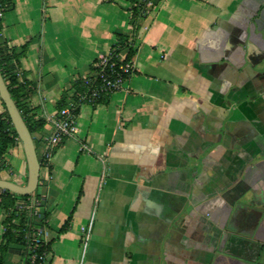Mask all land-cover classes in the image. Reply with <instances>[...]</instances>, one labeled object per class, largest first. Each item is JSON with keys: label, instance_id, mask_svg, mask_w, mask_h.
Here are the masks:
<instances>
[{"label": "crops", "instance_id": "obj_1", "mask_svg": "<svg viewBox=\"0 0 264 264\" xmlns=\"http://www.w3.org/2000/svg\"><path fill=\"white\" fill-rule=\"evenodd\" d=\"M10 5L2 36L25 45L19 68L45 120L133 38L122 89L80 102L75 138L40 169L48 264H264V0H151L132 36L130 0ZM52 133L35 135L38 156ZM7 156L5 180L23 184L20 148Z\"/></svg>", "mask_w": 264, "mask_h": 264}, {"label": "trees", "instance_id": "obj_2", "mask_svg": "<svg viewBox=\"0 0 264 264\" xmlns=\"http://www.w3.org/2000/svg\"><path fill=\"white\" fill-rule=\"evenodd\" d=\"M0 1L4 7V13L7 12L11 6L10 0ZM146 2H151V0H130L131 36L135 34L138 29V23L146 10ZM2 29V20L0 19V73L16 108L33 138V143L37 152L35 135L43 130L47 121L39 116V111L36 107L31 106L30 99L35 93V86L25 78L24 72H21L19 68V60L25 52V45L19 50H17L16 47L8 46L6 40L2 36ZM129 39L120 38L119 42L113 46V49L116 48L114 53L125 52V61H131L133 57V38H131V40ZM69 89H74L75 93L70 96L71 99L79 103V96L85 93L86 90L83 85V80H75L70 84ZM105 97L106 96H103L96 100L92 105L99 103ZM1 105L3 111L0 113V174L6 172L10 168L6 162V155L13 149H21L20 141L10 123L5 108L2 103ZM65 105V98L63 97L56 104L57 112L65 107ZM76 111L77 109L75 113ZM59 144H61V142ZM38 159L40 161V169L43 166H47V168L50 169L49 164L42 156H38ZM23 181L24 184L25 179ZM37 190L38 188L33 195H16L8 191L0 190V209L3 211L1 219L3 232L0 240V264H5L6 257L11 252L17 253L20 256L21 261L19 264H29L28 245L31 240L30 230L33 226L45 225L47 223V215L43 214L41 219L32 218L27 211L18 212L16 210V204L18 202H22L25 205L28 204L32 196H34V198L38 197ZM71 215L72 213L61 227L59 233L64 232L68 228ZM49 245L50 243H47L40 247L36 251L38 255L43 252H48Z\"/></svg>", "mask_w": 264, "mask_h": 264}, {"label": "built area", "instance_id": "obj_3", "mask_svg": "<svg viewBox=\"0 0 264 264\" xmlns=\"http://www.w3.org/2000/svg\"><path fill=\"white\" fill-rule=\"evenodd\" d=\"M145 1V0H143ZM150 2H146V9ZM4 16V7L0 1V19ZM116 49V48H115ZM110 50L107 54L99 57L95 63L93 74L87 75L83 79L85 93L79 96V103L93 104L96 100L107 96L113 92L122 89L124 82L133 72V62L125 61V54L122 52L114 53ZM73 100H69L65 107L60 109L53 117L46 119L53 126V133L45 140L46 146L42 153V157L48 162L51 157L52 148L68 138H75L77 133L75 110L78 104ZM82 150L89 151L88 147L82 146ZM18 212L27 211L30 217L41 219L44 214L41 210L40 200L32 198L28 204L18 202L16 204ZM45 225L33 226L30 230L31 240L28 245V261L29 264H48L47 254L43 252L40 255L36 252L40 247L46 245ZM86 233V231L83 229Z\"/></svg>", "mask_w": 264, "mask_h": 264}, {"label": "water", "instance_id": "obj_4", "mask_svg": "<svg viewBox=\"0 0 264 264\" xmlns=\"http://www.w3.org/2000/svg\"><path fill=\"white\" fill-rule=\"evenodd\" d=\"M0 101L9 117L10 123L20 141L26 164V180L18 184L9 180L0 179V190L16 195H33L39 182L40 161L30 135L16 105L4 83L0 73Z\"/></svg>", "mask_w": 264, "mask_h": 264}, {"label": "rangeland", "instance_id": "obj_5", "mask_svg": "<svg viewBox=\"0 0 264 264\" xmlns=\"http://www.w3.org/2000/svg\"><path fill=\"white\" fill-rule=\"evenodd\" d=\"M20 151H21V154H22V156H23V151L20 149ZM10 155H11V153H10ZM13 156H7V159L8 160H6L7 162H12V166H10V168L6 171V172H3L0 176H1V178L3 179H10L9 177H4L3 175L5 174V175H12V174H14V171H13V169H14V167H15V161H14V159L12 158ZM3 176V177H2ZM25 179V178H24ZM11 180V179H10ZM26 180V179H25ZM24 181H22V183H23Z\"/></svg>", "mask_w": 264, "mask_h": 264}]
</instances>
